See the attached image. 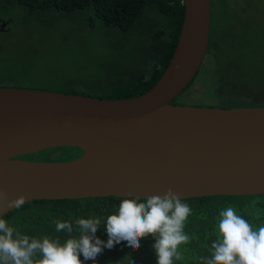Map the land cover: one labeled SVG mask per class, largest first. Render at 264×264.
<instances>
[{
  "label": "water",
  "instance_id": "95a60500",
  "mask_svg": "<svg viewBox=\"0 0 264 264\" xmlns=\"http://www.w3.org/2000/svg\"><path fill=\"white\" fill-rule=\"evenodd\" d=\"M182 3L173 54L139 96L108 99L0 87V193L6 195L0 218L19 208L7 200L21 195L26 204L147 198L169 188L182 200L264 194V106L173 103L201 68L211 26V0ZM184 140L198 145L192 157L180 154ZM59 147L81 155L68 161L20 158Z\"/></svg>",
  "mask_w": 264,
  "mask_h": 264
},
{
  "label": "trees",
  "instance_id": "16d2710c",
  "mask_svg": "<svg viewBox=\"0 0 264 264\" xmlns=\"http://www.w3.org/2000/svg\"><path fill=\"white\" fill-rule=\"evenodd\" d=\"M235 1L211 0V26L206 54L212 62L209 74L213 70L217 75L215 93L248 96L222 100H230L229 103L233 102L236 106H264V55L260 54L264 52V40L257 38L255 21L248 14L245 17L235 15ZM58 18H62L65 28L75 30L77 41L91 40L101 47V51L86 49L83 50L85 53L93 57L100 52L102 58L95 66L100 80H67L56 89L70 94L126 99L147 92L164 72L176 47L183 19V3L182 0H0V19L5 22L9 19L6 23L9 27L15 24L32 25L40 31H50L56 26L55 20ZM128 38H135L133 43L137 46V52L132 54L134 68L127 74L126 69L113 68L106 62L104 58H107L110 50L103 46L109 47V39ZM228 42H236L240 48H256L246 61L229 52ZM123 47L121 45L119 48ZM71 71L86 74L93 72L94 67L75 62ZM187 98L181 95L173 103L189 105ZM56 152L67 159L81 155L76 148L59 147L20 158L54 161L46 157ZM122 199L35 200L2 218L21 235L36 239L48 237L63 243L69 234L57 232L56 221L71 222L74 229L76 220L80 218L96 217L103 223L107 216L116 213ZM182 202L192 210L184 228L190 241L179 247L181 258L175 260L174 264H203L202 258L210 257L211 244L218 235L219 213L226 207H233L254 229L264 226V194L192 198ZM78 235V231L74 230L71 237ZM96 236L107 241L103 225L98 228ZM154 243L151 236L143 238L140 247L133 251L126 241H121L112 249L105 248L96 258V264H131L129 257L133 264H156L157 258L152 248ZM39 258L37 254L33 259ZM79 258L83 264H92L91 260L84 261L82 254Z\"/></svg>",
  "mask_w": 264,
  "mask_h": 264
},
{
  "label": "clouds",
  "instance_id": "9594fccd",
  "mask_svg": "<svg viewBox=\"0 0 264 264\" xmlns=\"http://www.w3.org/2000/svg\"><path fill=\"white\" fill-rule=\"evenodd\" d=\"M0 199H6V195L0 193ZM24 202L25 197L21 195L7 200V205L20 207ZM191 214L190 206L169 188L163 196L123 198L116 213L107 216L103 223L96 217L80 218L74 229L71 222L56 221V231L69 234L63 243L48 237L36 239L21 235L0 218V264H83L81 254L84 261L96 264V258L105 248L112 249L126 241L134 251L140 247V240L149 236L155 240L152 248L156 264H174L181 258L179 247L190 241L184 228ZM101 225L107 241L96 236ZM74 230L78 231V237H71ZM217 232L211 255L202 258L203 264H264V226L254 229L229 206L219 213ZM37 254L40 258L34 260Z\"/></svg>",
  "mask_w": 264,
  "mask_h": 264
},
{
  "label": "rangeland",
  "instance_id": "374dc122",
  "mask_svg": "<svg viewBox=\"0 0 264 264\" xmlns=\"http://www.w3.org/2000/svg\"><path fill=\"white\" fill-rule=\"evenodd\" d=\"M233 11L238 16L245 17L248 14L255 21L257 38L264 40V0H236ZM10 20L12 21L13 17ZM10 20L7 19V22ZM61 20L62 18L56 19V26L50 31H40L37 26L32 25L15 24L9 27L7 22L3 24L8 29L4 30L5 32L0 31V87L58 91L56 88L64 85L67 80H73V82L84 81V79L88 82L92 78L100 80V73L95 66L99 64L97 61L102 58L101 53L96 52L92 57L83 50L101 51V47L96 46L91 40L82 42L79 39L77 41L75 30L65 28ZM250 33L252 32L250 31ZM133 41L135 38L109 39L107 41L109 47L103 46L110 50L107 58H104L106 62L113 68L126 69L125 73H130L135 64L132 61L134 60L132 54L137 52V46ZM121 45L124 47L119 48ZM227 47L230 53H234L246 61L256 48L255 46V48L249 46L240 48L236 42H228ZM260 54L264 55V52ZM75 62L94 67V71L85 72L86 74L83 72L74 74L71 69ZM211 63V59L205 56L198 74L188 88L195 90L196 87L197 96H201L199 94L201 92L206 94L203 105L209 108L230 109L236 107L233 102H224V100L216 98L214 87L217 83V75L213 70L212 74H209ZM200 79L202 83H199ZM194 82L197 86L194 85ZM59 155L56 152L46 158L54 161L71 160L61 158L62 156Z\"/></svg>",
  "mask_w": 264,
  "mask_h": 264
},
{
  "label": "flooded vegetation",
  "instance_id": "af4514ba",
  "mask_svg": "<svg viewBox=\"0 0 264 264\" xmlns=\"http://www.w3.org/2000/svg\"><path fill=\"white\" fill-rule=\"evenodd\" d=\"M6 22L5 21H3V20H1L0 19V31H2V32H5L4 30H6V29H8L7 28V26L6 25H4L3 26V24H5ZM7 34V33H6ZM199 72V71H198ZM193 82V81H192ZM199 83H202L201 82V79L199 80ZM217 84V83H216ZM215 84V85H216ZM194 85L195 86H197L196 84H195V82H194ZM194 86V87H195ZM215 90V89H214ZM200 95H201V97L200 96H197V89H196V87H195V91L194 90H191V89H189L188 88V90H186L185 92H183L182 93V95L183 96H185V97H188L187 98V103L189 104V105H187V106H195V107H208V106H205V105H203V101H204V99H205V95H204V93H199ZM214 94H216V98L219 100H222L223 98H225V99H230L231 97H234V98H239V97H244V98H247L248 96H247V94L246 95H229V94H224V95H222V94H220V93H215L214 92ZM230 100H224V102H229ZM236 107H252V106H236Z\"/></svg>",
  "mask_w": 264,
  "mask_h": 264
},
{
  "label": "bare ground",
  "instance_id": "6f19581e",
  "mask_svg": "<svg viewBox=\"0 0 264 264\" xmlns=\"http://www.w3.org/2000/svg\"><path fill=\"white\" fill-rule=\"evenodd\" d=\"M180 154L182 156H186V157H192L193 156V152H195L196 150H198V145L196 146L194 141H183L180 142ZM179 144L177 142V146H178V150H179Z\"/></svg>",
  "mask_w": 264,
  "mask_h": 264
}]
</instances>
